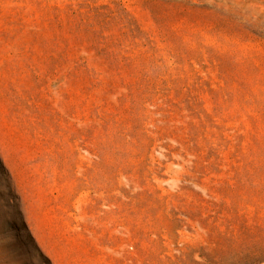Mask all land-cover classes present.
I'll list each match as a JSON object with an SVG mask.
<instances>
[{"label":"rangeland","instance_id":"374dc122","mask_svg":"<svg viewBox=\"0 0 264 264\" xmlns=\"http://www.w3.org/2000/svg\"><path fill=\"white\" fill-rule=\"evenodd\" d=\"M0 264H264V0H0Z\"/></svg>","mask_w":264,"mask_h":264}]
</instances>
